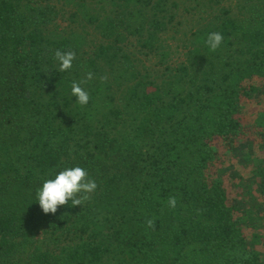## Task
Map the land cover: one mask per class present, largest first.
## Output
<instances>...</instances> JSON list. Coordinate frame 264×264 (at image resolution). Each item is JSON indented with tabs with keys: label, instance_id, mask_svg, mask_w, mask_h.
Listing matches in <instances>:
<instances>
[{
	"label": "trees",
	"instance_id": "trees-1",
	"mask_svg": "<svg viewBox=\"0 0 264 264\" xmlns=\"http://www.w3.org/2000/svg\"><path fill=\"white\" fill-rule=\"evenodd\" d=\"M199 1L0 0V264H264L247 231L264 201L240 202L220 175L223 157L254 156L238 111L264 76V0L194 12L186 31L178 10ZM56 50L76 53L71 70ZM88 72L81 106L70 85ZM76 166L97 190L44 214L37 191ZM252 172L264 199V157Z\"/></svg>",
	"mask_w": 264,
	"mask_h": 264
},
{
	"label": "rangeland",
	"instance_id": "rangeland-1",
	"mask_svg": "<svg viewBox=\"0 0 264 264\" xmlns=\"http://www.w3.org/2000/svg\"><path fill=\"white\" fill-rule=\"evenodd\" d=\"M242 1L243 0H213L211 2V7L209 5H206L207 1L200 0V5L198 6L200 10H193L192 14H190L187 13L188 10L185 13L183 11L184 7H182L178 10V14L180 13V15H183L185 17L180 20L183 21L182 26L187 31L195 27L200 22L197 17L199 11H205V13L207 12L205 17L208 18V20L205 22H209V20L213 19L215 15H218L220 13V10L223 8L234 7V13L238 12L237 5ZM186 5L188 7L190 6L187 3ZM194 12L197 14H195ZM146 65L150 69L152 68V70H160L157 67L155 57H151L150 60L146 59ZM244 86L247 87V90H250V87H253L254 89L250 91L249 96L244 95L242 97L241 109L238 111V113L241 117L244 118L245 122L249 124L247 125L249 127L248 131L253 133L249 137L253 142L254 156L249 162H245L239 159H242V155H240L239 153L241 151H239L236 155H229L227 160L225 159V157H223V162L220 168V175L223 177V179L225 178L229 181H234V179H237L236 181H234L235 185L232 188V191L240 199H243L240 200V202L243 203V201H245L246 205L248 206L249 203H252L254 201L256 202V204L264 201L263 198L259 197L256 191V184L252 172L253 166L257 162V159H262L264 157L262 148V141L264 140V94L261 93L264 86V76H255L251 80L245 82ZM241 139L243 140L244 138ZM244 141L245 142L242 143H248L245 139ZM245 151H248L247 147L245 148ZM240 183H242L243 185H241ZM253 215L254 218L256 217V223L259 225L256 229L249 228L247 231L250 235L255 232L260 236L259 245L260 248L264 250V219H259V217H262L263 215H261L260 209H257V211L254 210Z\"/></svg>",
	"mask_w": 264,
	"mask_h": 264
},
{
	"label": "clouds",
	"instance_id": "clouds-1",
	"mask_svg": "<svg viewBox=\"0 0 264 264\" xmlns=\"http://www.w3.org/2000/svg\"><path fill=\"white\" fill-rule=\"evenodd\" d=\"M224 37L219 32L209 33L205 41L207 47L215 52L222 44ZM54 59L59 63V71L65 72L72 69L73 61L76 59L74 51L56 50ZM93 79V74L88 72L84 79L72 81L71 95L77 98L76 103L86 106L90 100V94L85 85ZM107 77H102L106 81ZM98 188L96 181L89 177L87 170L82 167H69L55 174L54 178L46 179L42 187L37 191L38 204L44 214H55L58 207L68 205L81 206L91 199V194ZM167 205L170 209L177 206V197L169 196ZM154 219H148L146 225L149 229H155Z\"/></svg>",
	"mask_w": 264,
	"mask_h": 264
}]
</instances>
